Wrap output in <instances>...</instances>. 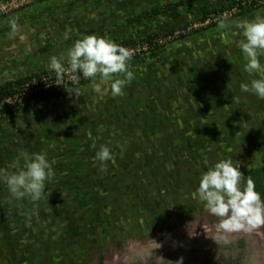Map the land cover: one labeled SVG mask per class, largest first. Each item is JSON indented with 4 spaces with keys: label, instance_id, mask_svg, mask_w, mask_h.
Instances as JSON below:
<instances>
[{
    "label": "rangeland",
    "instance_id": "374dc122",
    "mask_svg": "<svg viewBox=\"0 0 264 264\" xmlns=\"http://www.w3.org/2000/svg\"><path fill=\"white\" fill-rule=\"evenodd\" d=\"M7 1L0 84L53 57L67 65L89 35L127 48L133 79L116 74L122 93L101 97L98 74L65 97L0 115V172L24 167V152L54 161L38 201L17 200L0 176V264H130L179 237L192 247L221 235L264 243V226L225 230L197 194L220 160L239 166L241 188L264 165V99L241 89L260 74L244 71L238 27L264 17V0H13L3 12ZM102 146L114 157L103 171Z\"/></svg>",
    "mask_w": 264,
    "mask_h": 264
},
{
    "label": "clouds",
    "instance_id": "9594fccd",
    "mask_svg": "<svg viewBox=\"0 0 264 264\" xmlns=\"http://www.w3.org/2000/svg\"><path fill=\"white\" fill-rule=\"evenodd\" d=\"M238 27L243 29L245 38L239 44L240 51L247 59L244 71L260 74V78L251 80L250 84H241V89L264 99V65L259 60V54H264V17H257ZM130 59L127 48L96 35L77 40L68 52V63L73 73L79 72L85 79L95 78L99 74L100 82L93 90L101 97L108 95L109 91L113 97L122 93L124 81L113 80L116 74H125L128 81L133 79V73L128 71ZM49 66L57 79H61L65 72L61 60L53 57ZM110 81V88L101 86ZM21 157L26 162L24 167L7 174L0 172V176L17 200L29 198L38 201L44 194L46 182L52 179L54 161H49L41 153L29 155L24 152ZM95 160L100 162L103 171L105 163L114 161V157L109 147L102 146ZM197 194L205 202L207 211L220 218L221 227L225 230H239L245 224L253 229L264 226V199L251 179L241 188V171L231 160H220L209 167L200 177ZM173 264H183V257Z\"/></svg>",
    "mask_w": 264,
    "mask_h": 264
},
{
    "label": "trees",
    "instance_id": "16d2710c",
    "mask_svg": "<svg viewBox=\"0 0 264 264\" xmlns=\"http://www.w3.org/2000/svg\"><path fill=\"white\" fill-rule=\"evenodd\" d=\"M140 19L141 17H137L131 20L138 21ZM152 38L153 34H149L145 39L140 40L145 41ZM136 42V40H131L124 44L128 47ZM155 54L153 52V56ZM64 68L65 72L61 79H57L55 72L47 67L1 83L0 115L18 116L38 107L41 103L65 97L75 89L87 86L93 79H85L79 72L68 73L67 69L71 70L69 63ZM262 149V153H264V148ZM248 179L254 181L256 191L261 193L262 199H264L262 193L264 191V165L251 168L246 174V183Z\"/></svg>",
    "mask_w": 264,
    "mask_h": 264
},
{
    "label": "flooded vegetation",
    "instance_id": "af4514ba",
    "mask_svg": "<svg viewBox=\"0 0 264 264\" xmlns=\"http://www.w3.org/2000/svg\"><path fill=\"white\" fill-rule=\"evenodd\" d=\"M175 240L164 241L163 247L159 246L162 249L153 251L148 257L142 253L130 264H173L180 257H183V264H264V243L251 241L244 234L221 235L198 247H186L180 237Z\"/></svg>",
    "mask_w": 264,
    "mask_h": 264
},
{
    "label": "water",
    "instance_id": "95a60500",
    "mask_svg": "<svg viewBox=\"0 0 264 264\" xmlns=\"http://www.w3.org/2000/svg\"><path fill=\"white\" fill-rule=\"evenodd\" d=\"M215 237H213V236H211V237H204L203 239H199L198 241H197V247L198 246H200L201 245V243H204V242H208V241H210V240H212V239H214ZM249 240H251V241H253L252 239H250L249 238ZM186 247H189V245L188 244H186Z\"/></svg>",
    "mask_w": 264,
    "mask_h": 264
},
{
    "label": "built area",
    "instance_id": "2783aa9c",
    "mask_svg": "<svg viewBox=\"0 0 264 264\" xmlns=\"http://www.w3.org/2000/svg\"><path fill=\"white\" fill-rule=\"evenodd\" d=\"M12 2H13V0H8V1H7L8 5H6V6H2V7H3V9H2L3 12H4V10H6V8H8L7 6H9L10 4H12ZM147 46H148V43H144V44H143V47H144V48H147Z\"/></svg>",
    "mask_w": 264,
    "mask_h": 264
}]
</instances>
